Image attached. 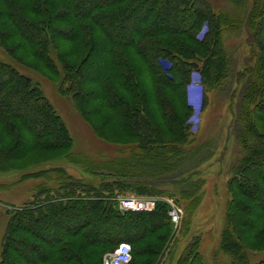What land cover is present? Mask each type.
I'll return each instance as SVG.
<instances>
[{
    "label": "trees",
    "instance_id": "16d2710c",
    "mask_svg": "<svg viewBox=\"0 0 264 264\" xmlns=\"http://www.w3.org/2000/svg\"><path fill=\"white\" fill-rule=\"evenodd\" d=\"M251 1L245 16L218 14L207 0H0V151L12 162L30 153L65 152L98 179L91 184L64 171L31 172L27 165L21 179L44 181L31 188L29 202L8 210L0 264H102L122 242L131 246V264L163 255L157 243L165 237L161 230L172 226L168 203L157 200L154 210L133 212L119 210L116 200L170 196L189 201L187 211L200 201L201 170L218 140L189 137V110L180 107L178 96L193 71L207 91L221 83L228 69L217 55L224 53L220 42L229 28L246 29L258 50L251 48L250 55L260 61L234 73L245 121L235 116L233 122L239 156L228 171L220 252L228 264H264V256L254 261L264 253V0ZM203 24L206 33L198 39ZM24 54L42 69L25 64ZM13 64L56 77L59 91L69 92L80 108L99 105L116 134L131 141L109 142L80 113L116 151L103 154L108 161L73 152L69 130L49 100ZM141 66L175 101L153 92L148 106L136 77ZM12 136L16 140L8 142ZM195 258L205 264L198 251Z\"/></svg>",
    "mask_w": 264,
    "mask_h": 264
},
{
    "label": "rangeland",
    "instance_id": "374dc122",
    "mask_svg": "<svg viewBox=\"0 0 264 264\" xmlns=\"http://www.w3.org/2000/svg\"><path fill=\"white\" fill-rule=\"evenodd\" d=\"M207 1L218 14L237 15L241 13V15L246 16L249 14V8L245 5V2L251 0ZM241 19V22L244 23L245 20L242 16ZM206 29V24H203L200 34H198V39L204 37ZM251 30H253V28ZM261 38L264 40V34ZM220 43L224 46V53H220V55L217 56L224 60V69H226V67L228 69L224 78L223 76L221 77V83L217 84L215 89L211 87L207 91V89L203 87L199 73L193 71L184 91L180 92L183 96H178L180 107L189 110L186 113V126L188 128V134L190 135L189 137L203 138L206 136L214 137L218 140L216 153L206 164L205 169L203 168L201 170V177L204 178L205 184L203 185V194L200 201L195 204V206H192L194 209L187 211L186 209L188 207L186 208V204L189 201H178L176 198L170 196L129 195L121 196L116 200V204L119 199L129 197L146 200L154 198L157 200H164L166 204L167 201H171L170 203L182 212L181 219L177 224L171 222L167 213L172 226L171 229L167 228L161 230L160 233L165 234V237L161 242L157 243L161 244V249L164 250L163 255L158 259L150 258L151 260L139 257L137 261L141 262V264H199V261L196 258L194 259L197 251L202 255L205 264H228L229 262V258L220 252V234L224 224L225 211L229 203L228 200H226L228 196L226 188V182L229 178L228 171L230 165L234 163L239 156V147L234 138L235 125L233 122H235V116L245 121V115L240 116L241 111L239 112V103L240 100L242 101L243 94L238 84V77L234 75V73L236 74L238 71L244 70L246 66L251 68L254 66L255 61L259 63L260 59L257 61L255 57L250 55L251 48L253 50L256 48L255 50L257 52L258 50L256 44L249 40L245 28L241 30L235 28L225 29ZM22 58L25 64L36 68L37 71L42 69L41 64L30 60V57L28 59L26 54H24ZM2 59L6 61L7 58L2 56ZM13 66L19 73L27 76L33 83L40 87L44 96L51 103L56 115L59 116L61 122L68 128L73 139V152L90 156L94 160L100 159L101 161H108L105 160L107 158H103L104 155L114 156V152L116 151H114V148L116 147L99 140V137L97 136V138L95 135V131L91 129L93 126L97 129L96 131H101L103 137L109 142L131 141L129 138L116 134L117 127L109 124V113L104 111L100 112L99 105H93L91 109L86 106L80 108L74 104L70 96H67V94H70L69 92L63 95L57 87L58 79L56 77L54 78L51 74L40 71L47 77L43 76L33 69L19 64H13ZM136 72L139 90L141 93L143 92L146 100L149 99L148 106L150 105V98L153 92L158 93V95H163L166 98L169 97L172 101H175L176 95L162 89L161 86L155 82L153 84L151 75L145 71L142 66L138 67ZM73 74L74 73H70L69 77ZM70 82H73V78H70L67 84ZM64 86H67L66 83H64ZM204 97L206 100H204ZM92 99L94 101L96 97L94 96ZM80 113L83 119L86 118L87 121L93 125L91 128L82 121L79 115ZM21 131L24 132L22 129ZM15 140L16 136H12L8 142L13 143ZM8 157L6 152L0 151V186H5L0 188V199L3 202L0 206V249L1 238L7 225L8 210L20 206L24 202H29V200H31V188L44 181L41 179H21L22 174L26 173L24 168L27 165L33 166L30 168L31 172L49 170L51 171L50 175L55 176L54 174L58 172L63 173L64 171L74 179L89 182L91 184H96L98 180L85 175V165L69 158L68 154H65V152L47 155L30 153L25 158L15 162L8 160ZM100 172L107 174V172L104 171ZM20 179L22 181H20ZM165 199H167V201H165ZM232 205L233 203L230 204L229 207ZM185 214L187 218L190 219L189 224H187ZM166 237L167 239H165ZM164 247L166 248L164 249ZM263 256L264 253L255 255L254 261L261 260Z\"/></svg>",
    "mask_w": 264,
    "mask_h": 264
},
{
    "label": "built area",
    "instance_id": "2783aa9c",
    "mask_svg": "<svg viewBox=\"0 0 264 264\" xmlns=\"http://www.w3.org/2000/svg\"><path fill=\"white\" fill-rule=\"evenodd\" d=\"M167 201V199H165ZM157 199H140V198H122L119 199L117 206L121 211H152L156 206ZM169 201H167L168 203ZM171 202V201H170ZM168 203V216L173 224H177L180 219L182 212L180 209ZM132 262V249L130 244L122 242L110 253H107L102 258V264H131Z\"/></svg>",
    "mask_w": 264,
    "mask_h": 264
}]
</instances>
